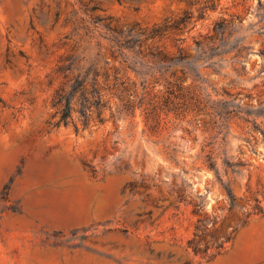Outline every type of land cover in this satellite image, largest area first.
Listing matches in <instances>:
<instances>
[{
	"label": "rangeland",
	"instance_id": "rangeland-1",
	"mask_svg": "<svg viewBox=\"0 0 264 264\" xmlns=\"http://www.w3.org/2000/svg\"><path fill=\"white\" fill-rule=\"evenodd\" d=\"M70 62L201 110L58 125ZM0 264H264V0H0Z\"/></svg>",
	"mask_w": 264,
	"mask_h": 264
},
{
	"label": "trees",
	"instance_id": "trees-1",
	"mask_svg": "<svg viewBox=\"0 0 264 264\" xmlns=\"http://www.w3.org/2000/svg\"><path fill=\"white\" fill-rule=\"evenodd\" d=\"M157 28L152 31L157 32ZM158 56L167 58L161 52ZM74 67L73 63L64 65L66 80L57 90L54 97V105L58 107L56 111L58 120L56 124L68 125L75 123L74 114H78V120L82 127H89L93 120L104 122L106 118L103 116L104 110H110L109 118L114 123L117 122L118 115L123 109H132L133 112L137 107L143 108L145 113L146 123L152 131L162 125V113L170 114L173 112L177 116H185L190 109L201 110L202 99L197 93L187 92L188 87L181 83H171L166 90H161L160 93H151L149 89H145L139 96L138 86L135 80H129L130 76L120 75L118 69L112 78L111 75L104 71L102 72L97 66L90 65L85 68L78 66L79 71L70 75L71 69ZM69 70V71H68ZM102 77V79H101ZM109 89H113L114 95L120 103L115 106L109 105L106 98ZM139 98L137 103L136 99ZM195 211L199 203H194ZM208 216H200L196 225V233L205 228L204 222Z\"/></svg>",
	"mask_w": 264,
	"mask_h": 264
}]
</instances>
